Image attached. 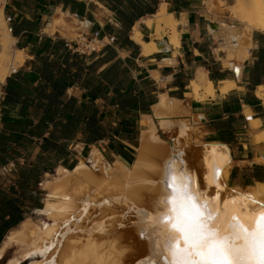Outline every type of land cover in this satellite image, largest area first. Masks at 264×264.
Returning <instances> with one entry per match:
<instances>
[{
  "label": "crops",
  "instance_id": "crops-1",
  "mask_svg": "<svg viewBox=\"0 0 264 264\" xmlns=\"http://www.w3.org/2000/svg\"><path fill=\"white\" fill-rule=\"evenodd\" d=\"M210 1L0 0L1 8L11 19L8 25L15 32V36L10 33L15 41L14 50L21 51L24 57L23 63L17 67V72L6 76V79L20 74L30 81L32 87L41 86L42 107L54 104L55 109L60 111L67 100L75 102L76 105L91 102L98 115L107 118L110 125L108 135L112 133L116 120L129 119L137 129L135 148L126 140L134 137L128 130H118L111 136L117 143L108 144L107 140L92 144L79 140L71 142L69 155L41 174L35 187V190L41 193L40 206L24 211L22 222L30 220L26 217L28 213L42 214L40 212L44 209L49 195L46 182L56 176L57 169L70 170L75 166L77 157L73 152L77 148H96L94 145L105 143L101 156L106 163L117 161L128 166L126 163L130 155L131 162H135L139 148L149 144L148 141L142 142V125L147 118L152 120L151 126L156 130V136H167L171 143L169 151L173 150L175 145V148L185 149L189 164L199 154L201 158L205 148L212 145L228 152V191L235 190L234 193L240 194L249 189H258L264 192V99L260 100L257 94V90L261 88L264 98V34L252 31L249 37H245L247 39L241 37L237 44L234 43V49H229L226 41L228 32L214 27L209 31L205 22L222 23L232 27L237 36H241L242 28L228 19L221 18L219 12L213 9L208 11ZM220 1L227 3L228 0ZM162 5L166 13L171 14L175 20L178 46L174 49L168 47L169 31L166 28H153V25L144 24V21L153 17ZM211 5L216 7L213 2ZM94 30H98L100 35L113 37L114 42L99 45L96 51L86 53L82 50V41ZM133 30L140 34L141 40L150 48L147 53L131 40ZM43 40L50 41L49 47L52 42L61 41L62 49L50 54L47 49L42 48ZM159 41L166 46L161 51L155 48V43ZM73 54L84 57L80 72L76 66L66 67L62 62V59L67 58L70 63ZM41 56L46 58L47 72L49 71L47 79H39L34 73L32 63L37 65ZM53 61L52 67L50 64ZM89 64L94 66L91 72L86 68ZM231 64L239 69L238 77L233 75ZM198 72L211 82L212 97L193 99L188 83L195 79ZM98 73L104 74L99 78ZM6 79L2 82L0 96ZM100 82L106 100L95 99L89 92L90 87L95 89ZM225 83L233 85L228 92L220 93L219 88ZM57 86L63 88V95L52 98V89ZM160 96L170 100L169 111L157 109ZM53 99L55 101H52ZM129 100L134 103L135 109H116L117 105L126 107ZM161 111L165 113L162 114ZM58 114L59 112L55 116ZM8 116L18 118L16 108L9 111ZM162 119L172 122L169 129H160ZM180 125L186 126L183 136H180ZM148 128L151 130L149 124ZM151 144L153 143L150 142L147 147L150 148ZM150 149L160 151L161 157H143L140 161L160 164L162 157L169 153H166L162 144L155 143ZM37 152L36 148L31 150L29 163ZM191 157L194 158L190 159ZM18 163L21 164V160H18ZM3 170L11 171L14 167L9 164ZM50 171L55 174L47 178ZM21 223L3 234L0 247L9 233L16 230ZM0 264H9V258Z\"/></svg>",
  "mask_w": 264,
  "mask_h": 264
},
{
  "label": "bare ground",
  "instance_id": "bare-ground-1",
  "mask_svg": "<svg viewBox=\"0 0 264 264\" xmlns=\"http://www.w3.org/2000/svg\"><path fill=\"white\" fill-rule=\"evenodd\" d=\"M252 3L253 7L248 6L250 9L246 13V19L242 21L245 29L241 37L244 38L249 37L251 30L264 34V0H253ZM3 21L0 9V80L4 74L6 75V66L8 68L11 65L9 52L14 41L7 33ZM144 24L153 25V28L168 29V47L174 49L178 46L175 20L171 14L166 13L163 5L153 17L145 20ZM212 27L229 32L228 39L232 43L238 42L239 37L233 34L232 27L222 23ZM131 40L139 45L144 53L150 49L135 30L132 31ZM13 51L15 58L22 62V52ZM233 68L238 69L237 66ZM201 72H198L195 79L188 83L191 95L196 100L213 96L212 84ZM232 85L225 83L219 88V92L224 93ZM257 94L260 100L264 99L261 88L257 90ZM170 105V100L160 96L156 107L169 111ZM151 121L147 118L142 125L144 127L142 142L148 141L149 146L150 142H160L156 130L151 126ZM171 124L172 122L162 119L160 129L167 130ZM182 126L180 136H183L186 130V126ZM147 145L144 148L142 145V149L139 148L137 159L132 166L143 167L144 171L148 168L149 176L144 175L148 177L143 175L136 177L130 167L117 161L106 163L95 148H92L84 161H78L72 169H57L56 176L46 182V186L51 190L49 189L45 207L40 212L45 214L46 220L36 223L25 220L16 230L9 233L0 247V259L6 251L14 248L17 255L9 261V264H136L141 259H145L144 264H179L182 255L197 261L198 264H209L213 253H216L225 264H259L260 244L264 243V234L259 228L261 219L264 218V192L249 189L237 194L233 192L235 190H227L228 152H223L220 147L212 145L205 148V153L201 152V155L203 153L201 158L199 154L193 159L196 157L193 154L194 157L190 158L193 161L189 164L187 159L189 156L186 155L185 149L175 148L177 146L173 144L174 149L168 150V156L162 157L160 164L156 166L152 162L148 165L142 161L143 157L151 159L161 157L160 151L156 149L153 151L150 149L152 147L149 148ZM171 157H177L183 162L175 168V172L182 171L191 182L190 186L180 189L172 187L168 177V163ZM99 169L102 172V183L110 178L111 172L113 177V171L116 169L125 171L124 174L122 173V177L124 176L123 180L121 179L122 186L117 183L118 179L114 178L116 176L111 177L119 185L117 187L114 183L116 189L123 191L119 193L116 190L119 194H113L114 196L107 194L100 198L101 194L98 190L102 188L98 185L90 189L83 187L84 189L76 191L77 194L63 193L58 185L66 178L68 180L69 176L85 177L91 171ZM216 169L219 170V177L213 182ZM91 174L93 175V172ZM166 180H169L168 187L165 186ZM134 185L140 188L141 194L130 196L127 191H131ZM134 190L133 188L132 194ZM102 205L112 207L117 212L110 211L106 219L99 217L101 221L97 217L93 219L90 211H95ZM88 208L90 211L87 210ZM129 211L135 217V223L131 221L132 224L129 222L130 225H127ZM102 220L106 221L103 225H101ZM110 225L113 229L108 230ZM117 225L122 227L116 228ZM77 231L87 234L69 237L71 233Z\"/></svg>",
  "mask_w": 264,
  "mask_h": 264
},
{
  "label": "trees",
  "instance_id": "trees-1",
  "mask_svg": "<svg viewBox=\"0 0 264 264\" xmlns=\"http://www.w3.org/2000/svg\"><path fill=\"white\" fill-rule=\"evenodd\" d=\"M11 35L15 36L13 29H11ZM49 42V40H43L42 48L47 49L50 54L62 49L61 41L52 42L50 47ZM83 58L82 55L73 54L70 63L67 58L62 59V62L66 67L76 66L80 72ZM32 65L39 79L49 78L44 56L39 57L37 65L34 63ZM50 66H54V61ZM86 68L91 72L94 66L89 64ZM103 74L98 73L97 77L100 78ZM105 80L108 82V78L105 77ZM89 92L95 99H107L103 93L102 82L97 84L95 89L90 87ZM1 93L0 238L8 229L23 221L24 211L33 207L39 208L41 193L35 190L36 184L43 172L69 155L68 148L71 142L79 140L85 144H92L99 140H107L108 144L117 143L116 139L111 136H114L118 130L121 132L128 130V133L134 137L126 140L132 147H136L137 129L133 121L116 120L112 133L108 135L110 125L107 118L98 115L96 107L91 102L76 105L75 102L67 100L60 111L55 109L54 104L42 107L40 96L43 94V88L38 85L32 87L30 81L25 80L24 75L19 74L6 79ZM51 93H53L52 98L60 97L63 95V88L54 87ZM14 108H16L18 118L8 116V112ZM121 108L133 110L136 107L129 100L126 107L123 105L116 107L117 110ZM58 112V116H55ZM76 136H78L77 139ZM34 148L38 152L29 163L31 150ZM132 153L131 151L130 154ZM18 160H21V164ZM127 162L132 163L131 155L127 158ZM9 164L13 165L14 170L5 172L3 168Z\"/></svg>",
  "mask_w": 264,
  "mask_h": 264
},
{
  "label": "rangeland",
  "instance_id": "rangeland-1",
  "mask_svg": "<svg viewBox=\"0 0 264 264\" xmlns=\"http://www.w3.org/2000/svg\"><path fill=\"white\" fill-rule=\"evenodd\" d=\"M216 5V7L214 6L213 7V5H211L212 4V2ZM209 3H208V11H210L211 9H213L214 11H217V12H219L220 13V16H222L221 18H223V19H228V20H230L233 24H237V26H240L241 28H242V32H243V30L245 29V27H244V23H242V21L243 20H245L246 19V13H247V11L250 9V8H252L253 7V0L251 1V0H228V1H226L227 3H222L220 0H211ZM238 5H240V6H238ZM250 5V8H248V6ZM232 7V8H231ZM0 9H1V13H2V19L5 17V16H7V14L3 11V9L1 8V2H0ZM232 10V11H231ZM234 10H236V11H234ZM234 11V12H233ZM263 13H264V11H263ZM222 14V15H221ZM4 20V19H3ZM4 22V21H3ZM222 22V21H221ZM56 23V22H55ZM4 25H5V27L6 28H8V26L9 25H7V24H5L4 23ZM168 30V29H167ZM252 31H254V30H251L250 32H252ZM254 32H257V31H254ZM9 34V33H8ZM233 34L238 38V42L240 41V38H241V36H237L236 34H235V32H233ZM230 35V33L228 32V35L226 36V41H227V43H228V46H229V49H234V43H232L229 39H228V36ZM237 42V43H238ZM237 43H235V44H237ZM15 49V41H13V43H12V45H11V49H10V52H9V56L11 57L10 58V62H11V65L10 66H8V68H7V66H6V68H5V73H6V75H7V73H8V71H9V67H13V68H16V67H18V66H20L22 63H23V61L22 62H19V60L18 59H16L15 58V52L13 51ZM12 50V51H11ZM24 59V57L22 56V60ZM233 67L234 65H230V67ZM6 75L4 74V76H3V80H5L6 79ZM5 77V78H4ZM0 80V81H3V80ZM158 136V135H157ZM159 137V136H158ZM160 138V142H158V143H156V145H160V144H162V147L166 150V153H167V151H168V148H169V145H171V143H169V139L167 138V136H162V137H159ZM155 143H153V144H151V147H153V145H154ZM94 147H96L95 149H97L98 151H99V153L101 154V149H105V143H98L97 145H94ZM200 148V147H199ZM199 148H198V150H199ZM92 149V147H82V148H77L76 150H75V152H73L74 154H75V156L77 157V162L78 161H80V160H82V161H84L86 158H87V156H88V153L90 152V150ZM77 151V152H76ZM166 156H168V154L166 155ZM165 156V157H166ZM72 158V157H71ZM105 159V158H104ZM106 161H107V159H105ZM135 160V159H134ZM108 162V161H107ZM133 163H134V161H133ZM132 163V164H133ZM127 165L129 164L128 162L126 163ZM132 164L130 165H128L127 167H130L132 170H131V172L133 173V175H137L138 177H143L144 175H148L149 176V173H147L148 171V168H147V170H145L144 171V169L145 168H143V167H138V168H133V166H132ZM145 164H148V163H145ZM149 165V164H148ZM148 165H145V166H148ZM156 166H158V164H156ZM120 171H122V170H119V169H116L115 171H113L114 172V176H116V177H114L115 179H118L117 181V183H120V185L122 186V180H123V178H124V176L122 177V175L125 173V171H122V172H120ZM93 172V175L91 174ZM97 172V173H96ZM124 172V173H123ZM123 173V174H122ZM55 173L53 172V171H50V172H48V176H46L47 178H50L51 176H53ZM111 174L113 175V173L111 172ZM112 175L110 176V178L112 177ZM143 175V176H142ZM86 176H88V177H86ZM85 177H77V176H69L68 177V180H67V178H66V180L63 182V183H60V184H58L59 186H60V189L62 190V191H64L63 193H66V192H70L71 194H77L76 193V191H79V189L81 190V189H84V188H93V187H96L97 185L98 186H100V188H102V189H100V190H98V193L99 194H101L100 195V198L101 197H103V196H106L107 194V196H109L110 194V196H112L113 194H116V193H118V191H119V193H120V191L121 190H118V189H116L119 185L116 183V181L114 182L113 180H112V178H111V180L113 181V184H111L112 183V181L111 180H109L110 178H108V179H106V182L105 183H102V181H101V178H102V172H101V170L99 169V170H96V171H91L88 175H86ZM136 176V177H137ZM148 176H144V177H148ZM122 177V178H121ZM122 179V180H121ZM81 180V181H80ZM99 180H100V182L102 183H99L98 184V182H99ZM103 180V179H102ZM121 181V182H120ZM82 182V183H81ZM110 183V184H108V183ZM85 183V184H84ZM114 183L115 184H117V187L116 186H114ZM103 184H105V185H103ZM79 185V186H78ZM107 185V186H106ZM121 186H120V189H121ZM135 187H133L135 190H134V193L132 194L131 193V191H132V189H131V191H127V193L129 194L130 193V196H137L138 194H141L140 193V188L138 187V186H136V185H134ZM84 187V188H83ZM104 187V188H103ZM137 187V188H136ZM229 187V186H228ZM230 188V187H229ZM42 189V188H41ZM50 190H51V188H49ZM137 189V190H136ZM49 190V191H50ZM116 190H118V191H116ZM122 191H123V189H122ZM121 191V192H122ZM135 191H136V193H135ZM118 193V194H119ZM45 194H46V192H45ZM117 194V195H118ZM114 196V195H113ZM46 197V195L44 196V198ZM106 205H102V206H100V208H97V209H95V211L94 210H89L90 208H88L87 210L88 211H90V213H92L90 216H92V218L93 219H95L96 217L98 218V220H100L101 221V219L102 218H107L106 216L107 215H109L111 212L112 213H114V211L116 210H114V209H112V207H109V206H106ZM106 208V209H104V208ZM115 207H117V206H115ZM102 208V209H101ZM109 210H108V209ZM98 210V211H97ZM113 210V211H112ZM111 211V212H110ZM96 212V213H95ZM115 212H117V211H115ZM94 213V214H93ZM94 215V216H93ZM127 215H128V218H129V221H128V224L127 225H130V224H132V222H134L135 220H134V216L131 214V211H129V213H127ZM104 216V217H103ZM26 217H28V218H30V220L33 222V223H36V222H39V221H45L46 220V216H45V214H40V215H38L37 213H35V212H32V213H28L27 214V216ZM99 217L101 218V219H99ZM96 218V219H97ZM132 221V222H131ZM106 221L105 220H102V224L101 225H103L104 223H105ZM129 222H130V224H129ZM135 223V222H134ZM133 223V224H134ZM111 227L108 229V230H111V229H113V227H112V225H110ZM114 226V225H113ZM118 226L119 227H122V225H117L116 226V228H118ZM85 234H87L86 232H82V231H77V232H74V233H71L70 235H69V237L70 238H74V237H76V236H78V235H85ZM17 255V253L15 252V250H14V248H11V249H9L6 253H5V255H4V257L0 260V263H2L5 259H7V258H9V261L14 257V256H16ZM144 264L145 263V259H141V260H139L136 264ZM21 264H24V263H21Z\"/></svg>",
  "mask_w": 264,
  "mask_h": 264
},
{
  "label": "snow or ice",
  "instance_id": "snow-or-ice-1",
  "mask_svg": "<svg viewBox=\"0 0 264 264\" xmlns=\"http://www.w3.org/2000/svg\"><path fill=\"white\" fill-rule=\"evenodd\" d=\"M235 73L238 75L239 74V69L234 70ZM182 164V161H179L177 157H173V159L170 161L169 166H168V177L169 180L171 181V185L175 189H180L185 186H190L191 182L189 179L183 175L182 171L181 172H175V166L177 164ZM219 177V170L216 169L214 170L213 174V182L218 179ZM169 180L165 181V186H169ZM217 188L219 189V185H217ZM206 207V205H205ZM259 228L262 234H264V218L261 219V222L259 224ZM141 235L143 236V230H141ZM188 237H186L187 239ZM179 264H198L197 261L189 259L187 256H181ZM209 264H225L223 260H221L216 253H213L212 259L209 261ZM259 264H264V243L260 244V251H259Z\"/></svg>",
  "mask_w": 264,
  "mask_h": 264
},
{
  "label": "built area",
  "instance_id": "built-area-1",
  "mask_svg": "<svg viewBox=\"0 0 264 264\" xmlns=\"http://www.w3.org/2000/svg\"><path fill=\"white\" fill-rule=\"evenodd\" d=\"M3 19H4V23L7 25L9 24L11 20L9 16H5ZM7 33L9 34L11 33L10 26H8L7 28ZM113 42H114L113 37L100 35L98 30H94L90 32L88 37L82 41V50L86 53H92L96 51L99 45H109ZM16 72H17V67L16 68L9 67V71L6 76L14 75ZM2 82L3 81H0V88H1Z\"/></svg>",
  "mask_w": 264,
  "mask_h": 264
},
{
  "label": "water",
  "instance_id": "water-1",
  "mask_svg": "<svg viewBox=\"0 0 264 264\" xmlns=\"http://www.w3.org/2000/svg\"><path fill=\"white\" fill-rule=\"evenodd\" d=\"M205 24H206L207 27L210 28V29L212 28L213 25H215V24L210 23V22H205ZM155 47H156V49H157L158 51H161V50L164 49L163 43H162L161 41L156 42V43H155ZM234 70H235V69L233 68V69H232V72H233V75L236 77L237 75H236V73H235ZM172 159H173V157H171L170 161H171ZM170 161H169V163H170ZM169 163H168V166H169ZM179 166H180V164L178 163V164L175 166V168H176V167H179Z\"/></svg>",
  "mask_w": 264,
  "mask_h": 264
}]
</instances>
